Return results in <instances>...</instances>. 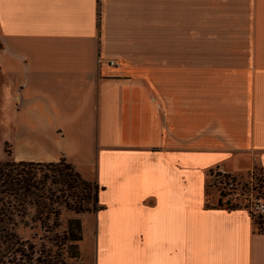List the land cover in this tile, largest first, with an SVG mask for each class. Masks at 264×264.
<instances>
[{
  "label": "crops",
  "instance_id": "0c3cea01",
  "mask_svg": "<svg viewBox=\"0 0 264 264\" xmlns=\"http://www.w3.org/2000/svg\"><path fill=\"white\" fill-rule=\"evenodd\" d=\"M219 2L0 0V162L99 186L88 264H264L251 211L208 193L264 172V0Z\"/></svg>",
  "mask_w": 264,
  "mask_h": 264
},
{
  "label": "trees",
  "instance_id": "16d2710c",
  "mask_svg": "<svg viewBox=\"0 0 264 264\" xmlns=\"http://www.w3.org/2000/svg\"><path fill=\"white\" fill-rule=\"evenodd\" d=\"M5 152L11 156L8 145ZM211 179L212 186L220 191L218 207L249 208L234 199L239 191L248 188L247 184L219 171H212ZM230 181L234 183L232 188ZM99 190L96 183L85 180L65 160L0 162V264H85L80 246L82 221L73 217L65 222L63 212H96ZM226 197L229 199L225 202ZM253 217L264 234V217ZM28 231L36 233L29 238Z\"/></svg>",
  "mask_w": 264,
  "mask_h": 264
},
{
  "label": "rangeland",
  "instance_id": "374dc122",
  "mask_svg": "<svg viewBox=\"0 0 264 264\" xmlns=\"http://www.w3.org/2000/svg\"><path fill=\"white\" fill-rule=\"evenodd\" d=\"M214 1V7H217V6H221L220 5V0H218V3H217V0H213ZM226 1V2H225ZM229 0H223V4H229ZM191 3H190V0H177V14H181V13H185V12H188L190 11V7H191ZM226 6V5H225ZM180 17V16H178ZM0 142L2 143L1 141V138H0ZM0 143V145H1ZM2 147V146H0ZM4 158L3 156V151L0 149V159ZM6 158V157H5ZM253 171H256V177L259 178L258 180V185L257 187L255 188L254 192H252V189H251V178L250 176L248 177H244L242 179H238V182L240 184H247L248 188L243 190V191H239L238 195L234 196V199H237V201L235 203H239L240 206H248L250 208V205L248 203V198L250 195H255V196H258L260 197L262 200H263V203H264V172L262 169H260L259 167H255ZM252 171V172H253ZM250 172L248 175H251ZM86 180V179H85ZM88 182H92V181H89L87 180ZM212 179L210 181V185L211 187L208 189V193H209V198H220V191L218 189H216L215 186H212ZM94 183V182H93ZM229 198L226 197L224 200L225 202L228 200ZM248 208V209H249ZM250 210V209H249ZM251 211V210H250ZM87 214V213H86ZM85 215V214H82V215H75L74 213H71V212H67V211H64L63 212V219L64 221L66 222L67 219L69 218H73V217H79L81 219V217ZM255 217H258V215H255ZM82 221V220H81ZM33 233H36V232H27L26 233V237H31L33 235ZM37 233H39V236H41V232L40 231H37ZM83 233H84V230H83ZM85 241V237H84V234H83V241L81 242L80 246H81V251H82V260L85 264H88L87 261H86V255L84 253V250H83V242Z\"/></svg>",
  "mask_w": 264,
  "mask_h": 264
},
{
  "label": "built area",
  "instance_id": "2783aa9c",
  "mask_svg": "<svg viewBox=\"0 0 264 264\" xmlns=\"http://www.w3.org/2000/svg\"><path fill=\"white\" fill-rule=\"evenodd\" d=\"M221 174H223V173H221ZM223 175H225V174H223ZM250 178H251V189H252V192H254L255 188L258 185V180H259V178L256 177V171H253L251 173ZM233 186H234V183L232 181H230L229 188H232ZM248 199H249L248 203L250 205L249 209L251 210V213L253 215H258V216L264 217L263 200L260 197L255 196L253 194L250 195Z\"/></svg>",
  "mask_w": 264,
  "mask_h": 264
}]
</instances>
